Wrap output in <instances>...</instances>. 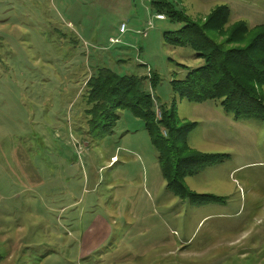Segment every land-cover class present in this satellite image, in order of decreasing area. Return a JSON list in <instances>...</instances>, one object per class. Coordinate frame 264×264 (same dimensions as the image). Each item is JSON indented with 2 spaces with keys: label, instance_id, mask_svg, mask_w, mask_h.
<instances>
[{
  "label": "rangeland",
  "instance_id": "obj_1",
  "mask_svg": "<svg viewBox=\"0 0 264 264\" xmlns=\"http://www.w3.org/2000/svg\"><path fill=\"white\" fill-rule=\"evenodd\" d=\"M167 1L195 21L226 5L229 25H264V0ZM154 16L148 0H0V264H264V120L177 102L178 118L197 123L189 147L227 155L184 180L224 200L202 206L165 189L129 109L108 134L87 124L97 68L141 79L157 114L170 81L203 64L164 43L182 25Z\"/></svg>",
  "mask_w": 264,
  "mask_h": 264
},
{
  "label": "trees",
  "instance_id": "obj_2",
  "mask_svg": "<svg viewBox=\"0 0 264 264\" xmlns=\"http://www.w3.org/2000/svg\"><path fill=\"white\" fill-rule=\"evenodd\" d=\"M155 14L182 25L179 30L163 33L165 44L188 47L202 59L200 67L189 70L184 79L170 81L173 97L168 105L157 107L154 98L142 91L141 79L121 76L99 67L87 78L85 113L90 129L108 134L114 126L116 109L127 108L143 122L150 144L157 154V163L165 189L193 206L222 203L210 194L195 193L185 185V178L194 176L210 165L223 162L227 155L197 151L188 145V135L196 128L194 121L180 120L177 102L201 104L213 101L234 121L264 120V25L249 28L244 21L229 25L230 10L216 5L202 20H192L184 10L167 0H148ZM153 90L156 74L146 76ZM97 128H99L97 130ZM163 132L165 135H163Z\"/></svg>",
  "mask_w": 264,
  "mask_h": 264
},
{
  "label": "built area",
  "instance_id": "obj_3",
  "mask_svg": "<svg viewBox=\"0 0 264 264\" xmlns=\"http://www.w3.org/2000/svg\"><path fill=\"white\" fill-rule=\"evenodd\" d=\"M154 18L156 20H164V16L163 15H159V14H155ZM152 28V23L151 22H148L147 23V28L143 31H138L137 33L140 34L142 37H145L146 36V30ZM126 32V27L124 24H121L120 27H119V34H124ZM120 40L117 39V38H110L109 39V43L111 44H116V43H119ZM156 116L159 118L160 117V114L159 112H157Z\"/></svg>",
  "mask_w": 264,
  "mask_h": 264
},
{
  "label": "crops",
  "instance_id": "obj_4",
  "mask_svg": "<svg viewBox=\"0 0 264 264\" xmlns=\"http://www.w3.org/2000/svg\"><path fill=\"white\" fill-rule=\"evenodd\" d=\"M262 97H263V95H262ZM263 100H264V98H263ZM203 105H208V104H203V103H201V105L199 106L200 107V109H205V108H203ZM213 106H209L210 107V109H211V111L213 112V115H215V116H218L219 118H221V119H224V118H222V116H221V114H220V112H219V110H218V108H219V106H218V104L217 103H214V104H212ZM220 109V108H219ZM210 140H212V138H210ZM194 149V148H193ZM196 150V149H195ZM112 158V160H113V158L114 157H111Z\"/></svg>",
  "mask_w": 264,
  "mask_h": 264
},
{
  "label": "bare ground",
  "instance_id": "obj_5",
  "mask_svg": "<svg viewBox=\"0 0 264 264\" xmlns=\"http://www.w3.org/2000/svg\"><path fill=\"white\" fill-rule=\"evenodd\" d=\"M157 117V116H156ZM158 118V117H157Z\"/></svg>",
  "mask_w": 264,
  "mask_h": 264
}]
</instances>
